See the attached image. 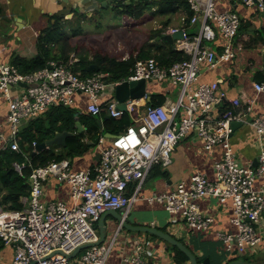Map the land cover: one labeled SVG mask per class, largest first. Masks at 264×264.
<instances>
[{
	"label": "built area",
	"instance_id": "1",
	"mask_svg": "<svg viewBox=\"0 0 264 264\" xmlns=\"http://www.w3.org/2000/svg\"><path fill=\"white\" fill-rule=\"evenodd\" d=\"M222 1L251 7L264 20L263 0H187L193 12L188 25L170 26L165 34L181 33L174 40V47L188 58L168 67L140 59L127 76L109 79V73L100 70L79 76L73 70L78 61L74 53L67 61L51 60L29 73H20L13 64L0 59V97L7 106V128L0 125V152L19 149L23 122L53 106L79 108V94L88 99L84 108H79L81 111L91 115L105 113L115 119L127 113L131 119L118 133L99 138L100 158L93 168L71 171L66 158L36 166L28 176L29 194L21 197L23 207L7 209L0 205V239L3 245L13 247L12 264H107L115 238L123 229L119 224L113 239L96 244L97 221L109 209L119 210L126 218L151 168L169 166L175 145L190 134L201 140L203 152L219 149L220 156L213 162L214 179L195 171L188 182L179 181L172 190L152 192L145 199L161 204L171 214L172 222L183 221L195 232H208L215 220L200 210V198L229 200L235 231L216 230L223 249L249 257L264 251V112L244 118L245 113L238 109L240 98L230 99V107L222 108L226 92L220 81L200 78L203 70L233 62L242 49L236 42L241 17L236 11L218 10L217 4ZM181 22L184 24L183 16ZM192 27L193 32L189 30ZM262 74V80L252 83L256 94L264 92V67ZM141 79L167 84L162 92L164 102L148 104L154 91L147 89L141 98L124 100L125 110L119 108L116 86ZM254 99L243 100L248 105L247 112ZM233 121L254 128L261 144L256 165L244 166L236 159L230 142ZM32 145L37 144L33 141ZM13 166L21 169L16 163ZM51 177L69 184L73 206L68 207L61 200H43L44 182ZM122 238V262L145 264L151 238L129 231ZM87 243L92 245L75 257H68ZM127 246L130 248L126 251Z\"/></svg>",
	"mask_w": 264,
	"mask_h": 264
},
{
	"label": "crops",
	"instance_id": "2",
	"mask_svg": "<svg viewBox=\"0 0 264 264\" xmlns=\"http://www.w3.org/2000/svg\"><path fill=\"white\" fill-rule=\"evenodd\" d=\"M103 1L105 0H0V59L3 62L11 63L15 55L34 57L37 55V36L50 20L53 21L52 16L63 15L71 18L74 11L86 13L88 17L91 14L98 15V8L101 7ZM107 6L112 7V2ZM217 8L218 10L236 11L240 15L241 23L236 42L242 46V49L239 50L238 56L233 62L223 63L213 70H203L200 78L204 81L219 80L220 87L226 92L225 101L240 98L242 102L238 107L239 111L245 113L244 118H252L264 112V92L256 94L252 85L254 81L263 79L264 20L255 13L253 8L241 4L222 1L217 4ZM194 29L195 27L189 28L192 32ZM166 86L167 84L164 83H151L148 90L154 91L153 93H162ZM171 97L175 98L176 96ZM247 98H255L249 112L246 111L248 105L243 102ZM77 100L80 104L79 108L83 109L88 99L85 95L79 94ZM6 115L7 106L4 99L0 97V125L4 129L7 128ZM27 122H23L21 127ZM230 142L236 159L242 165H252L257 159L261 144L254 128L249 124L243 123L242 126L236 128L230 136ZM219 156L218 148L203 152L202 142L195 134H190L179 141L171 153V163L164 168L167 172L166 175L154 178L147 176L141 186L139 198L130 206L126 219L136 225L164 228V231L189 245L196 255L201 256L205 252H215V259L211 264H224L233 253H228L223 249L221 241L216 236V230L235 231V226L230 220L232 207L229 200L221 202L215 196L200 198L198 200L200 210L213 215L215 220L208 232H195L190 230L183 221L172 222L171 214L161 204L150 203L145 199L152 192L172 190L179 181L188 182L191 174L195 171L206 173L208 178L214 179L213 162ZM65 158L69 161L71 171L78 172L93 168L100 158L98 142L83 154ZM43 192V200H61L68 207L74 205L71 188L65 181H57L54 177L48 178L44 182ZM110 220V218L107 219L110 227H108L104 243L114 238L117 229ZM126 232L128 231L123 230L116 236L107 264H124L119 245L123 241V233ZM133 233L138 236L143 234H140L141 232ZM149 242L147 247L150 251L144 255L145 264H175L165 242L156 238H151ZM129 248L130 246H127L126 251ZM13 253L12 246L3 245L0 247V264H12ZM257 255L261 256L259 260H255ZM206 258L205 264H209V258ZM250 259L248 261L264 262V251L253 254ZM185 264H189V262Z\"/></svg>",
	"mask_w": 264,
	"mask_h": 264
},
{
	"label": "trees",
	"instance_id": "3",
	"mask_svg": "<svg viewBox=\"0 0 264 264\" xmlns=\"http://www.w3.org/2000/svg\"><path fill=\"white\" fill-rule=\"evenodd\" d=\"M109 6H107L108 8ZM120 15L138 19L144 14L145 9L149 8L153 14H159L163 17L159 27L153 28L149 33L148 40L128 55V57L117 58L103 52H95L91 55L79 50L72 45L71 38L65 36L66 31L63 26H70L72 22L67 20L65 24L61 22L63 15L52 16V20L38 34L36 39L37 55L31 58L15 55L12 64L20 73H29L45 67L49 61H67L71 53H74L78 61L73 67L79 76L92 74L95 69H88L91 64L99 66V70L109 73V79H117L127 76L131 67L137 60H153L161 66L168 67L175 61L187 59L188 55L174 47V41L171 42L164 37L165 31L173 21V17L181 12L184 17V24L187 26L192 10L189 8L187 0H131L127 3L113 4ZM77 16L79 19H88L86 13L74 11L71 19ZM180 25V26H181ZM72 28V26H71ZM71 30V29H70ZM72 36L80 34V29L73 28ZM262 79V78H261ZM164 94L151 93L146 101L151 105H158L164 102ZM230 107L227 101H224L222 108ZM79 120L83 130L78 132L76 121ZM131 123L127 113L119 119L112 118L103 113L100 115H91L74 106L57 105L49 108L42 115L24 124L19 131V149L16 151L4 150L0 152V204L7 209H20L23 207L22 196L29 194L28 176L31 170L39 165H44L50 161H58L65 157H73L83 154L91 146L95 145L101 136L105 133L116 134L126 128ZM67 131L74 133L66 138V145H53L34 153L36 144L42 143L52 137L55 132ZM21 165L18 171L14 169L13 164ZM166 169L160 165H154L148 173V177L154 178L165 176ZM164 230V228H162ZM151 235V234H150ZM152 238L159 239L151 235ZM181 241V239H179ZM164 242V241H163ZM167 248L172 255L175 264H185L188 257L176 246L166 243ZM3 242L0 239V247ZM192 249L189 245H187ZM216 253H206L197 256L198 264H205V258L211 264ZM251 260L247 256H237L232 254L224 264L234 259Z\"/></svg>",
	"mask_w": 264,
	"mask_h": 264
},
{
	"label": "rangeland",
	"instance_id": "4",
	"mask_svg": "<svg viewBox=\"0 0 264 264\" xmlns=\"http://www.w3.org/2000/svg\"><path fill=\"white\" fill-rule=\"evenodd\" d=\"M181 17V12L176 14L170 25L180 26L182 24ZM163 19L159 14H153L149 8L145 9L141 18L133 19L118 14L116 9L112 7H99L98 15L91 14L88 19L82 20L77 16L71 19L70 16H63L61 22L63 24L67 20L72 22L70 26H63V29L66 31L64 38L66 36L70 37L72 45L76 46L79 50L89 55L95 52H103L117 58H123L128 57L143 42L147 41L151 30L159 27ZM73 28H79L80 34L73 37L71 32ZM150 86L151 82H148L147 87ZM142 236L152 238L148 233H143ZM260 258L261 256L257 255L255 260H259Z\"/></svg>",
	"mask_w": 264,
	"mask_h": 264
},
{
	"label": "water",
	"instance_id": "5",
	"mask_svg": "<svg viewBox=\"0 0 264 264\" xmlns=\"http://www.w3.org/2000/svg\"><path fill=\"white\" fill-rule=\"evenodd\" d=\"M111 2L112 0H105L101 2V7H106ZM164 37L167 38L169 41L173 42L175 39H178L181 37V33L177 32L174 34H164ZM88 69L99 70L100 68L99 66L91 64L90 66H88ZM147 89H148L147 82L143 79L136 80V81H130V82H123L117 85L115 88V96L120 101L119 108H121L122 110H125L126 106H125L124 100L129 99V98H141ZM242 125H243V122L241 121H233L231 124L232 132L236 128ZM76 126L78 128V132L84 129L79 120L76 121ZM73 134L74 133L67 132V131L55 132L52 137L46 139L42 143L37 144L33 152L36 153L45 148H49L50 146H53V145L65 146L66 138ZM105 136L111 137L112 134L105 133ZM256 163H257V160L255 159L253 162V165H256ZM108 218L111 219L110 220L111 223L115 224L116 227H118L120 224L122 226V229L125 231L148 233V234L158 237L165 243L176 246L180 251H182L188 257L189 264H198V260H197V256L195 252L189 247H187V245L184 244L182 241L174 237L172 234L158 227H155V226L133 224L132 222L124 218L121 215L120 211L116 209L106 210L101 215L99 220L97 221L96 227L98 230L99 239L96 242V244L102 243L105 240V235L107 233L108 227H110V223L107 222ZM90 245L92 244L87 243V244H83L77 247L68 257L69 258L75 257L82 249ZM233 254H236V253L233 252ZM227 264H264V262L248 261L244 259H234V260L229 261Z\"/></svg>",
	"mask_w": 264,
	"mask_h": 264
}]
</instances>
